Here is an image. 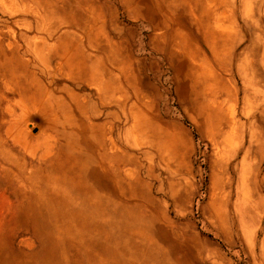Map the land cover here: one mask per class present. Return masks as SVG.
<instances>
[{"label":"rangeland","instance_id":"1","mask_svg":"<svg viewBox=\"0 0 264 264\" xmlns=\"http://www.w3.org/2000/svg\"><path fill=\"white\" fill-rule=\"evenodd\" d=\"M0 264H264V0H0Z\"/></svg>","mask_w":264,"mask_h":264}]
</instances>
